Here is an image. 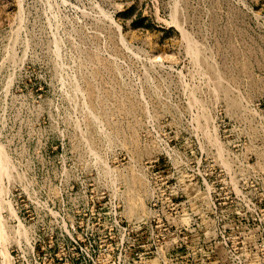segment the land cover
Returning a JSON list of instances; mask_svg holds the SVG:
<instances>
[{
    "label": "rangeland",
    "instance_id": "374dc122",
    "mask_svg": "<svg viewBox=\"0 0 264 264\" xmlns=\"http://www.w3.org/2000/svg\"><path fill=\"white\" fill-rule=\"evenodd\" d=\"M0 148V264H264V0H0Z\"/></svg>",
    "mask_w": 264,
    "mask_h": 264
},
{
    "label": "bare ground",
    "instance_id": "6f19581e",
    "mask_svg": "<svg viewBox=\"0 0 264 264\" xmlns=\"http://www.w3.org/2000/svg\"><path fill=\"white\" fill-rule=\"evenodd\" d=\"M0 152H1V148H0ZM2 154V153H1ZM4 156V155H3ZM6 158V157H5ZM2 161V160H1ZM3 161H4V159H3ZM5 161H8V160H5ZM6 163H8V162H6ZM1 164H3V162H1ZM4 165V164H3ZM8 165H9V163H8ZM2 167V166H1ZM4 168V167H3Z\"/></svg>",
    "mask_w": 264,
    "mask_h": 264
}]
</instances>
